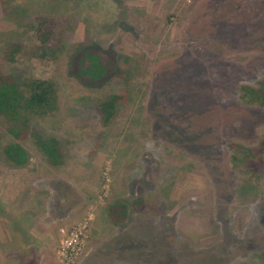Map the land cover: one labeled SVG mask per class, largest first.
Returning a JSON list of instances; mask_svg holds the SVG:
<instances>
[{"label": "rangeland", "instance_id": "rangeland-1", "mask_svg": "<svg viewBox=\"0 0 264 264\" xmlns=\"http://www.w3.org/2000/svg\"><path fill=\"white\" fill-rule=\"evenodd\" d=\"M119 1L0 0V72L55 82L58 110L32 124L65 156L28 139L12 168L0 118V264H67L79 228L71 264H264V105L242 91L264 82V0ZM36 18L65 26L57 60L36 57ZM88 52L103 81L80 74ZM121 94L106 125L97 106Z\"/></svg>", "mask_w": 264, "mask_h": 264}, {"label": "trees", "instance_id": "trees-1", "mask_svg": "<svg viewBox=\"0 0 264 264\" xmlns=\"http://www.w3.org/2000/svg\"><path fill=\"white\" fill-rule=\"evenodd\" d=\"M120 3L119 0H115ZM59 21V20H58ZM55 19L36 18L32 30L36 39L34 53L40 60H57L59 52L65 48V26ZM62 21V20H61ZM63 36V37H62ZM21 46L12 48L9 61H13ZM80 74L91 82H100L107 77V67L100 55L88 52L81 61ZM243 96L248 101L264 105V82L259 88L243 87ZM124 94L114 95L100 102L97 106L102 121L107 125L116 116L119 105L125 101ZM58 110L56 84L47 79H31L17 82L0 72V118H2L11 141L3 149V158L12 168L25 167L30 162L28 151L23 142L32 139L36 147L43 152L47 163L52 167H60L65 161L60 142L56 138H45L33 127L35 118H43ZM114 208V215L111 209ZM109 215L115 222L128 219L129 205L122 202L114 203L108 208Z\"/></svg>", "mask_w": 264, "mask_h": 264}, {"label": "built area", "instance_id": "built-area-1", "mask_svg": "<svg viewBox=\"0 0 264 264\" xmlns=\"http://www.w3.org/2000/svg\"><path fill=\"white\" fill-rule=\"evenodd\" d=\"M75 233H72L74 235ZM69 244L66 247L61 248L60 255L62 257V261H65L67 264H71L73 258H75L78 253L82 251L83 246L86 243L85 237L81 228L78 230V234H76Z\"/></svg>", "mask_w": 264, "mask_h": 264}, {"label": "crops", "instance_id": "crops-1", "mask_svg": "<svg viewBox=\"0 0 264 264\" xmlns=\"http://www.w3.org/2000/svg\"><path fill=\"white\" fill-rule=\"evenodd\" d=\"M155 2H156V0H147V3H146L147 4L146 12H148L150 8L152 9L155 6ZM63 166H64V163H63L62 167ZM64 219H66V218H64ZM24 235H25V237H27V238H24L25 239V242H29V235H28V233L27 232H24ZM17 238H18V236L14 237L12 239V241L9 242V246L11 245L10 247L12 248V252L15 253V254L18 253L17 252V249H16L17 246L15 245ZM38 245H40V244H38ZM42 251H43V249L39 248V249H36L35 252L39 253V252H42ZM21 254H23V253H21ZM44 264H46V263H44Z\"/></svg>", "mask_w": 264, "mask_h": 264}]
</instances>
